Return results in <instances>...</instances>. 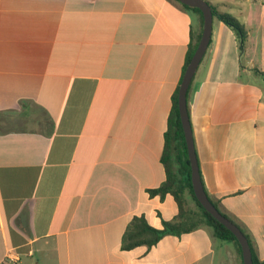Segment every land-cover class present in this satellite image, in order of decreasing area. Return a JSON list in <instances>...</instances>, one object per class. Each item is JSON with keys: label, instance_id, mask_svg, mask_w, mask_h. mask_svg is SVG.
<instances>
[{"label": "crops", "instance_id": "0c3cea01", "mask_svg": "<svg viewBox=\"0 0 264 264\" xmlns=\"http://www.w3.org/2000/svg\"><path fill=\"white\" fill-rule=\"evenodd\" d=\"M223 4L243 51L213 17L187 114L208 199L264 260V0ZM201 29L174 0H0V264H242L207 226L121 247L132 216L177 214L147 190Z\"/></svg>", "mask_w": 264, "mask_h": 264}, {"label": "trees", "instance_id": "16d2710c", "mask_svg": "<svg viewBox=\"0 0 264 264\" xmlns=\"http://www.w3.org/2000/svg\"><path fill=\"white\" fill-rule=\"evenodd\" d=\"M174 1L178 2L177 0ZM208 4L212 11V17L224 23L234 32L238 43V50L241 54L246 39L245 29L230 14L218 11L210 3ZM180 5L185 9L193 10L198 13L202 26V15L197 8ZM200 35L201 32L196 37H193L188 44L180 80L172 95L171 109L167 118L166 131L164 133V147L160 158L165 171V180L157 188L147 190L149 196H159V198H163L165 195H170L177 206V214L171 221H162L161 228L150 226L143 216H132L121 237V247L124 250H130L141 246L150 248L165 235L180 236L195 231L202 226H207L211 229L216 239L233 243L241 259L240 246L234 235L199 205L191 188L190 166L177 108V93L183 73L197 47ZM204 57L205 53L202 59ZM255 72L264 78V72H259L257 70H255ZM185 194L188 195L195 205V208L190 209L186 207ZM210 202L217 209L215 203L211 200ZM220 214L230 220L223 213L220 212ZM231 222L236 225L233 221ZM239 230L248 242L252 264H264V260H260L257 257L249 236L240 228Z\"/></svg>", "mask_w": 264, "mask_h": 264}, {"label": "water", "instance_id": "95a60500", "mask_svg": "<svg viewBox=\"0 0 264 264\" xmlns=\"http://www.w3.org/2000/svg\"><path fill=\"white\" fill-rule=\"evenodd\" d=\"M180 4L186 5L191 8H197L202 15V29L199 42L197 47L185 68L183 77L181 79L178 93H177V108L179 113V119L183 131L187 158L190 166V182L193 195L199 205L210 214L215 220H217L221 225L228 229L236 238L240 250L242 264H252L251 262V252L248 242L239 228L234 225L230 220L225 218L220 214V212L213 206V204L208 199L200 179L198 165L196 161L192 133L190 129L187 107H186V94L188 86L191 79L204 55L211 37L212 29V11L210 5L205 0H177Z\"/></svg>", "mask_w": 264, "mask_h": 264}, {"label": "rangeland", "instance_id": "374dc122", "mask_svg": "<svg viewBox=\"0 0 264 264\" xmlns=\"http://www.w3.org/2000/svg\"><path fill=\"white\" fill-rule=\"evenodd\" d=\"M206 2H212L213 4H216L220 7V10L225 12V10H227L226 8H224V4L223 3H229L230 0H205ZM220 3V4H218ZM215 20V19H214ZM185 201H186V207L193 209L195 208V205L193 204V202L190 200V198L188 197L187 194H185Z\"/></svg>", "mask_w": 264, "mask_h": 264}]
</instances>
